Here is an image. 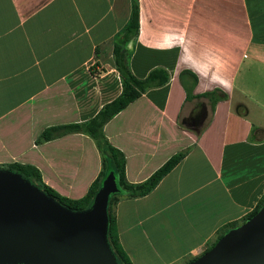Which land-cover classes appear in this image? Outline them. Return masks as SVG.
<instances>
[{
	"label": "crops",
	"instance_id": "crops-1",
	"mask_svg": "<svg viewBox=\"0 0 264 264\" xmlns=\"http://www.w3.org/2000/svg\"><path fill=\"white\" fill-rule=\"evenodd\" d=\"M138 5L130 69L144 78L161 67L169 79L116 113L104 134L124 154L130 183L188 151L146 195L117 196L116 230L132 264H186L264 196V0ZM130 10L131 0H0V165H32L67 198L87 193L101 170L93 139L75 132L35 140L49 126L92 118L120 94L112 50ZM206 53L233 82L230 90L211 82L214 69L198 75L185 63ZM184 70L197 78L193 95L216 87L227 98L213 111L207 97L186 100ZM182 80L191 86L189 75ZM181 122L203 129L196 135Z\"/></svg>",
	"mask_w": 264,
	"mask_h": 264
},
{
	"label": "water",
	"instance_id": "water-1",
	"mask_svg": "<svg viewBox=\"0 0 264 264\" xmlns=\"http://www.w3.org/2000/svg\"><path fill=\"white\" fill-rule=\"evenodd\" d=\"M109 175L91 206L72 211L0 168V264H117L107 243ZM186 264H264V205Z\"/></svg>",
	"mask_w": 264,
	"mask_h": 264
},
{
	"label": "trees",
	"instance_id": "trees-1",
	"mask_svg": "<svg viewBox=\"0 0 264 264\" xmlns=\"http://www.w3.org/2000/svg\"><path fill=\"white\" fill-rule=\"evenodd\" d=\"M139 32V5L138 0H131V10L127 23L123 27L119 37L115 39L113 45V60L115 67L121 79V92L113 100L105 103L100 110L90 119L83 122L62 124L49 126L42 130L35 142L40 143L50 140L67 133H84L90 136L101 157V170L98 177L92 182L87 193L78 199H71L60 195L54 189L46 185L41 178L40 171L29 164L9 163L0 165V168L14 172L19 176L29 181L36 189L42 191L45 195L52 198L56 203L64 208L72 211H82L89 208L93 202L94 196L103 185L105 179L112 175L117 185V192L111 193L108 196L107 202V243L113 253L117 264H132L128 256L124 252L118 240L115 215L113 205L117 201V196L124 194L128 197H140L149 193L187 153L188 149L178 151L169 157L160 167H158L148 178L142 182L130 183L125 179V157L124 154L115 146H113L106 135L104 134V125L116 113L125 108L131 101L136 99L142 92L153 86H160L166 83L169 79L168 72L161 67L153 68L149 71L146 77L137 78L131 71L129 65V57L131 48L129 44L133 42ZM191 77V86L188 87L183 83V75ZM180 80L185 89V99L189 100L194 97H207L210 100V109L213 111L217 100L226 99L227 95L220 91H210L203 95H193L192 88L195 85L197 78L191 71L184 70L180 73ZM186 129L193 130L198 135L203 126L193 128L182 124ZM264 205V196L261 198L257 206L246 215L245 219L254 215L258 209ZM222 235V234H221ZM219 235L218 238L221 236ZM216 242V241H215ZM215 242L209 245L204 251L208 250Z\"/></svg>",
	"mask_w": 264,
	"mask_h": 264
},
{
	"label": "clouds",
	"instance_id": "clouds-1",
	"mask_svg": "<svg viewBox=\"0 0 264 264\" xmlns=\"http://www.w3.org/2000/svg\"><path fill=\"white\" fill-rule=\"evenodd\" d=\"M178 46V45H175ZM185 63L192 64L198 71L197 74H206L210 69L215 70V75L212 78V83L216 85V87H219L221 90L227 91L230 90L233 87V82L225 75L222 74V71L219 69V67L216 64V61L214 59V54L206 53L202 59H194L191 56H189ZM199 65V67H198ZM201 67L204 69L201 71ZM216 87L212 88H206L205 91H215Z\"/></svg>",
	"mask_w": 264,
	"mask_h": 264
},
{
	"label": "rangeland",
	"instance_id": "rangeland-1",
	"mask_svg": "<svg viewBox=\"0 0 264 264\" xmlns=\"http://www.w3.org/2000/svg\"><path fill=\"white\" fill-rule=\"evenodd\" d=\"M257 82H258V80L256 78L251 80V85H252L253 88L256 87Z\"/></svg>",
	"mask_w": 264,
	"mask_h": 264
}]
</instances>
